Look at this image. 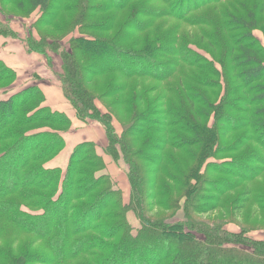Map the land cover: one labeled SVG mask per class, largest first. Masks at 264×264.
Returning <instances> with one entry per match:
<instances>
[{
  "label": "trees",
  "instance_id": "16d2710c",
  "mask_svg": "<svg viewBox=\"0 0 264 264\" xmlns=\"http://www.w3.org/2000/svg\"><path fill=\"white\" fill-rule=\"evenodd\" d=\"M223 3L0 0L2 6H12L19 13L0 8L7 19L28 20L35 12L41 14L32 27L40 38L31 33L27 52L49 62L50 52L60 57L58 77L75 119L104 128L106 154L127 164L131 185V199L125 204L122 192L105 172L107 165L97 145L91 142L75 147L65 172L46 167L65 148L63 134L71 131L74 122L67 114L43 106L46 99L38 86L0 101V174H5L0 180V264H264V241L248 238L249 231L233 232L195 218L218 207L211 193L219 196L220 205L229 191L244 188L264 172V47L254 34L264 24V0L252 8L241 5L240 13L225 11ZM224 12L226 21L220 19ZM183 24L204 29L184 30ZM46 30L53 33L47 36ZM75 33L79 36L70 39V51L63 49L62 42ZM224 33H230L231 45L221 40ZM200 35L207 39L206 51L213 62L200 46H190ZM1 36L19 37L4 25ZM217 63L226 71L225 77ZM187 68L202 72L198 75ZM131 79L137 81L127 86ZM16 80L17 73L0 62V91L11 90ZM146 80L166 85L173 93L180 90L173 83L182 86L186 80L178 99L183 89L193 90L191 105L181 98L161 115L170 126L163 138L155 137L165 125L152 107L165 105L167 95L159 98L161 103L157 99L146 105L144 95L152 91L140 88ZM109 88L111 92L99 94ZM208 88H217L215 100ZM119 92L124 101L118 107L124 108L127 101L128 113L133 114L131 124L121 122L122 135L114 126L119 119L111 105L100 103L105 113L97 106L101 98L117 96L116 105ZM124 92L130 93L128 98ZM231 135L238 136L234 144ZM140 138L145 139L141 146L136 143ZM165 145L186 150L197 164L186 165L174 177L162 165L168 154L156 153ZM209 159L214 162L205 165ZM142 161L161 167L165 177L175 179L174 188L165 184L159 172H154L153 180L145 178L149 171L140 165ZM18 164L19 170L12 171ZM245 198L236 202L239 208ZM183 203L185 220L178 221ZM151 204L171 215L152 219ZM130 211L141 224L136 235ZM235 214L230 217L235 219Z\"/></svg>",
  "mask_w": 264,
  "mask_h": 264
},
{
  "label": "rangeland",
  "instance_id": "374dc122",
  "mask_svg": "<svg viewBox=\"0 0 264 264\" xmlns=\"http://www.w3.org/2000/svg\"><path fill=\"white\" fill-rule=\"evenodd\" d=\"M261 2H263V0H224V6H225V11H229L231 13H235L237 11V13H240L242 12V7L241 5H246L247 7L249 8H252L254 7L255 5H258L260 4ZM0 8H4V11H8L10 13H14V14H19V13H16L14 12L12 6H2L0 4ZM239 8V10H238ZM239 11V12H238ZM225 14H228L226 12H224L220 19L222 21H226L227 20V16H225ZM41 14H39L38 12H35L32 17L28 20H21L19 18H15V17H11L9 19H7L6 17H4L2 14H0V21L4 22V23H0V28H1V25H4L5 27H8V28H14V29H17V31H19V35L23 36L25 38L26 41H24V44H26L27 40L31 37V33H32V36L35 38V39H39L40 36L37 34V32L34 30L33 27V24L39 19ZM239 15H242V14H239ZM262 15L264 16V11L262 12ZM190 26L189 25H185L183 24V29H189V30H192L194 32H197L198 29L201 31L202 29H204V26L200 27V26H197V28L194 30L193 28H189ZM206 27V26H205ZM183 30V31H184ZM48 31V33L50 34H46L47 36L51 35L53 33L52 30H46ZM45 31V32H46ZM234 32V31H233ZM29 33V34H28ZM232 33V32H231ZM230 34V33H229ZM229 34H225V37H223L221 40H225L227 39V43L229 45H231V41L229 39ZM254 34L255 36L259 39V41L262 43L263 47H264V24L260 25L259 27L256 28V30L254 31ZM79 35L77 33H75L73 36L67 38L65 41L62 42V47L63 49L65 50H69L70 51V39H72L73 37H78ZM201 37V35H200ZM19 38V37H18ZM18 38H15V39H18ZM191 45L190 46H200V49H202L203 51H205L206 55H207V59L210 61V62H213L212 59L209 57V53L207 52L208 49H207V39L204 37H201V38H197L195 39L194 41H191L189 42ZM206 44V45H205ZM27 46H25L26 48ZM207 50V51H206ZM204 53V52H202ZM208 53V54H207ZM218 53L221 55L219 49H218ZM31 54V53H29ZM37 54V53H35ZM39 55V54H38ZM50 55L52 57V61L49 62L44 56L40 55L43 57L44 61H45V64H42V66L39 68L38 72H37V69H33L36 71L37 73V76H38V73H40L39 75L43 76L44 72H45V75H53L52 73L55 72V70L57 71H60L62 72V62H61V59L60 57H57L54 53L50 52ZM217 57V55H216ZM217 59H220V58H217ZM128 64V63H127ZM215 64V63H214ZM50 65H52V67H50ZM217 67H219L220 71L223 73L222 77L226 76V71H223V69L218 65V63L216 64ZM188 69V72L189 70L190 71H193L195 73H198V75L201 74V70H197V68H187ZM59 74V73H58ZM58 74L55 76L59 81H60V78L58 77ZM207 74V73H206ZM231 75V73H230ZM29 74H21V78H24V77H28ZM117 77V76H115ZM18 74H17V80H18ZM34 79L37 81L36 83L37 84H41L42 82L35 78ZM17 80L15 81V83L17 82ZM137 81V79H131L129 80V83L127 84V86H132L135 84V82ZM147 82H143V84H141V87L142 88V91L144 92L146 89L149 90V89H152V91L150 92V94H145L144 97H145V101H146V105L148 103H152L153 101H156L157 99L159 100V103H161V100L159 99L160 97L162 96H166V103H164L165 105H162L161 104H157L156 106L155 103L153 104V107H152V110H157L159 111L158 112V115L157 117L159 119H161L163 122V124L165 125V122L166 121L165 119H162L163 117L161 116L163 113H167L168 110H170L171 108V105H175L176 103H180V99L183 98V100H186L187 103H189L191 105V100L189 98V96L192 94V89H190V92H187L183 89V92L181 94V97L178 99L176 98V95L179 93V91L181 90V87L185 84H187L186 80L183 81L182 83V86H178L176 83H173L174 85V89L175 88H179L180 90L178 91H175V93H173V91H169L168 87L166 85H163V86H157V83L154 82V81H149V80H146ZM20 86L21 83H19ZM123 85L122 84H117L116 87H119ZM187 86V85H186ZM95 87L93 86V92H96V90L94 89ZM155 89V90H154ZM111 90V88L109 89H105L104 91H100V95H103L106 91L107 93H109V91ZM129 90H132V88H129ZM140 91V89L138 91H136L137 93ZM111 92V91H110ZM207 92L209 93L210 95V98L212 100H215L216 97L215 94L217 92V88H208ZM125 94V97L128 98L130 93L129 92H124ZM116 97L113 99V98H101V100H98V101H101V102H97V106L99 107V109L102 111V112H106L105 109L103 108V105H111V108L112 110L114 111L115 113V116L119 119L114 121V126L116 128V131L119 135H122L123 133V127H122V124H125V126L127 124H131V122H133V114H129L128 113V107H129V104L127 101H125V103L127 104L124 108L123 107H118V102L120 104L121 101H124L122 99V93L119 92L118 93V101H117V104H115V100H116ZM114 102V103H113ZM68 103V102H67ZM101 103V104H100ZM69 105V104H68ZM162 105V106H161ZM70 106V105H69ZM116 106V107H115ZM163 107V108H160ZM71 107V106H70ZM148 106H146L145 108H147ZM72 109V107H71ZM125 111V112H123ZM194 112V110H192ZM94 122H91L90 124H93ZM172 126V129H175V127L173 125ZM102 127V126H101ZM170 126L168 125H165L163 126V129L164 130H159V134L155 135L156 138H163L165 135H166V131L169 129ZM103 131L105 132L104 128L102 127ZM171 129V130H172ZM173 131V130H172ZM105 135H106V132H105ZM173 136H168V138L166 139H172ZM237 137L236 135H231V138L229 137L230 140H233L232 144H234L236 141H237ZM106 138H107V135H106ZM131 140H135V135L134 136H131L130 137ZM108 140V138H107ZM145 139L144 138H140V142H136L139 146H141L143 144V141ZM230 142V141H228ZM161 144V143H160ZM246 147V146H245ZM248 147H252L251 144L248 145ZM137 148H139L137 146ZM244 147H242L240 150L243 151L245 150V148L243 149ZM159 149H162L163 151H156V153H158L159 155H161V153H164L165 154H168L167 156V159H166V162H163L162 165H167V171H169L171 173V175H175L174 177H177L178 175L180 176V174H178L177 172L180 170H182L183 168L186 167V165H189V166H195L197 163H196V160H193L189 154L187 153L186 150L184 149H180L178 151L174 150V149H171L168 145H165L163 146V148H159ZM240 151V152H241ZM105 155L108 157V164L106 163L105 165H107V169L105 170L106 173H108L111 177V179L114 181L115 185H116V188L118 190H120L122 192V196H123V201L125 204H129L130 202V199H131V185H130V181L128 179V167H127V164L122 161V159L118 162H115L110 156H108L106 154V149H105ZM25 153V151H24ZM155 153V152H154ZM28 154L26 153L25 156H27ZM60 154H58L57 156H59ZM220 157H227V155H221ZM56 157L53 159L55 160ZM104 159V158H103ZM51 160V161H53ZM51 161H49L48 163H50ZM69 161V160H68ZM105 161V160H104ZM113 161V162H112ZM214 161L212 159H209L205 165H207L208 163H213ZM47 163V164H48ZM215 163H219V162H215ZM46 164V165H47ZM69 164V162H68ZM19 165H16L15 167H12L11 170H19ZM140 165L143 166V168L147 169L149 172H147L148 174H146V177L147 179L149 180H153L155 176H157L156 174H154V172H159L160 175L162 176L161 179H164L165 178V184H169L172 188H174V185L173 183L175 182V179H168L167 177H165L163 174H165V171L162 173V170H161V167H155L154 164L152 163H146V162H140ZM213 165V164H211ZM68 167V165H67ZM251 167L257 169V165H252ZM153 169L152 171H150L149 169ZM252 168V169H253ZM54 169H61L59 167L57 168H54ZM159 169V171L157 170ZM163 169V168H162ZM62 171H66L67 168L65 170L61 169ZM144 174V173H143ZM3 176V177H2ZM145 176V175H144ZM5 177V174L4 175H1L0 174V180L1 182H3V178ZM159 177V176H158ZM212 177L213 178H217L216 174H212ZM162 183H164L163 180H161ZM244 188H236L232 191H229V194L227 196H224L223 197V200L221 202V204H225L226 206H221V204L219 205V196L216 195L215 193H211V195H215V196H212V201L213 199H215L216 201V207L214 211H211L209 213H206L204 215H196L195 218L199 221H202L206 224H209L210 226H220V225H224L226 226L228 230L230 231H233V232H239V230H247L249 231L248 234H247V237L252 239V240H258V241H264V172L253 182L249 183L248 184H244ZM249 193V196H245L246 194L245 193ZM244 197H248L247 199L245 198L244 200V204L242 206V208H239V206L236 205V202L239 200V201H242V199ZM171 198L173 200H175L177 198V194L173 191L171 193ZM261 199V201L259 203H257V199ZM213 205V204H212ZM184 206H185V203L182 204V208L181 210L179 211L176 219L178 221H184L185 220V211H184ZM149 208H151V211L149 213V216L152 218V219H155V220H160V219H163L165 218L169 213L170 211H165L163 209H159V208H154L152 206V204L149 206ZM153 210V211H152ZM237 211L238 213V216L234 218L230 217L231 213L235 214ZM41 212V211H39ZM38 212V213H39ZM171 215V213L169 214ZM237 215V214H235ZM128 218H129V222L130 224L132 225L133 227V230H134V235L137 234V232L141 229V224L140 222L138 221L136 215L134 214V212L130 211L129 214H128ZM176 220V221H177ZM234 220V221H233Z\"/></svg>",
  "mask_w": 264,
  "mask_h": 264
},
{
  "label": "crops",
  "instance_id": "0c3cea01",
  "mask_svg": "<svg viewBox=\"0 0 264 264\" xmlns=\"http://www.w3.org/2000/svg\"><path fill=\"white\" fill-rule=\"evenodd\" d=\"M0 23H4L0 21ZM16 34L19 35L17 29L11 28ZM25 38L19 35L18 39L0 37V62L5 63L9 68L13 69L18 74V80L13 88L7 92L0 91V101L8 100L11 96L19 93L26 88L38 86L42 90L46 102L43 106L51 108L53 111L67 114L74 122V126L70 132L64 133L63 136L66 140V146L55 160L46 165L49 169L61 168L65 170L68 165V160L76 146L84 143L91 142L97 145V152L108 164V157L105 155V149L108 146V140L105 132L98 123L93 124H79L75 119V113L65 100L60 81L55 77L60 71L55 70L53 75H39L34 68L37 69L45 64L42 56L31 53L29 54L24 44ZM29 74L28 77L21 78V74ZM39 79L42 83L37 84L36 80ZM21 83L22 86L19 85ZM113 162V161H112Z\"/></svg>",
  "mask_w": 264,
  "mask_h": 264
}]
</instances>
